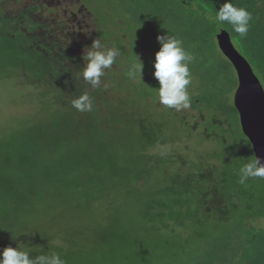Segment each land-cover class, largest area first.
I'll return each instance as SVG.
<instances>
[{"label":"rangeland","instance_id":"1","mask_svg":"<svg viewBox=\"0 0 264 264\" xmlns=\"http://www.w3.org/2000/svg\"><path fill=\"white\" fill-rule=\"evenodd\" d=\"M27 20L30 23L23 25ZM0 21L6 23L10 36L20 27L27 29L32 46H57L58 53L50 56L63 62L57 65L48 56L56 69L47 66L49 71L44 74L28 73L23 59L14 69L10 62H0V166L5 168L8 161L23 160L22 142H29L40 131L36 123H30L41 114L37 113L36 101L42 99L37 93L55 91L60 84L56 79H61L62 103L68 106L71 100L86 93L97 109L101 130L116 128L114 122H119L118 118L125 124L122 126L128 123L129 127H137L138 133L144 126L147 134L143 137V155L131 159L138 163L143 157L151 168L139 175L137 169L123 168L117 173L113 168L111 175L109 171L102 180V161L95 166L86 157L78 161L61 158L43 166L41 162L34 163L39 183L29 187L25 181L33 169L28 163L32 146L26 145V162L21 163L27 164L25 169L0 168V250L16 247L33 260L56 254L65 264H143L147 254L151 255L147 257L151 264H183V258L202 242L203 236H197V230L205 234L211 221L227 220L225 168L220 160L236 165L244 158L242 148L232 145L230 125L224 115L234 116L230 106L237 85L235 70L226 64V57L217 50L211 61H182L191 74L187 86L191 103L187 109L176 110L163 105L158 96L160 85L154 76V60L161 45L151 49L147 34L128 29L115 6L102 0H0ZM94 41H99L100 48L93 49ZM112 49L117 55L112 65L102 70L99 84L94 87L84 81L87 53ZM131 54L136 58L132 62L128 59ZM131 64H139V70ZM65 65L66 71L61 72ZM252 69L264 88L262 77L253 65ZM73 76L84 81V87L76 92H72V85L69 87L77 81L71 80ZM129 81L133 83L129 87L132 93L127 95L124 88ZM135 85L140 92L152 94L141 97L145 104L152 101L149 107L140 106L139 94L133 92ZM150 86L154 87L153 92L147 90ZM211 93L216 94L218 108L224 114L192 103L198 94ZM131 103L138 110L133 107L124 111ZM50 105L57 107L52 102ZM53 107L48 108L49 122L56 115ZM75 114L77 119L90 115L87 111ZM109 115L115 116L116 121ZM40 121L46 129L48 122ZM111 157L115 159V153ZM111 165H115L114 161H108V167ZM141 175H149V182L143 181ZM158 186L169 190L163 194L167 203L173 209L179 205L181 215H186L180 222L169 213L170 206L159 203ZM155 189L159 192L153 198ZM172 196L183 202L178 204ZM188 209H192L195 220L187 217ZM256 223L262 222L259 219Z\"/></svg>","mask_w":264,"mask_h":264},{"label":"trees","instance_id":"2","mask_svg":"<svg viewBox=\"0 0 264 264\" xmlns=\"http://www.w3.org/2000/svg\"><path fill=\"white\" fill-rule=\"evenodd\" d=\"M102 1L116 7L117 13L120 14L124 20L123 23L128 29H134L137 34H147L150 43H152L151 49L156 50V48H159L161 45L160 37H163L165 40L169 38L181 40V47L192 57L190 62L194 59H199L200 62L211 61L216 55V51L219 50L216 41V33L224 29L229 33L233 46L246 58L251 67L253 65V67L256 68L257 73L262 77L264 82V0H229L234 6L244 8L252 15V19L249 21L248 32L244 36H240L236 33L233 26L228 22L217 21V10L223 5L225 0ZM29 23L30 21L23 25L26 26ZM5 24L4 21H0L1 63L10 62V68L14 69L20 63L19 60L23 59V63L27 65V69L29 68L28 73L31 74H44L49 71L46 68L47 66H53L52 69H56V65H53L50 60H56L58 63L57 65H63L62 59L60 60L56 58V56H50L54 53H58L57 46H52V49L49 48L48 45H40L39 43L32 46L30 45L32 39L28 38L26 33L27 29H22V27H20L21 29L18 28L13 31V34L10 36V34H8L10 31H6L5 29ZM32 24H34V22ZM235 45H237V47ZM48 56L50 60H48ZM128 59L132 62L136 58L131 54ZM226 62V64L231 65L228 59ZM131 65L136 68L137 64ZM1 69L2 68H0V71H2ZM66 69L67 66L65 65L61 72L66 71ZM4 71H6V69ZM134 73L135 75L137 74L135 70ZM120 77L130 78V76ZM71 80L78 81H72L73 83L69 84V87L72 85V87H70L73 88L71 89L72 92H76L79 88L84 87L83 83L86 81H82L78 76L71 77ZM56 81H60V84L59 86L55 85V91L50 90L47 93H37L42 99L41 101H36V106L39 109L37 113L41 114L30 123L32 126H34L35 123L39 126V128H37L40 130L38 135L31 138L29 142L26 140L22 142L25 143V155L21 157L23 160H21L20 163L12 160L8 161L5 166L6 170L15 171L17 168L25 169V167H27V164H21L26 162V145L32 146L29 147L31 151L28 150L30 152L28 153V163L31 166L30 168L33 169L27 175L28 180H24L29 187H36L39 183V175L36 173L34 163L38 164L41 162L43 166L45 164H51L54 160L59 161L61 158L78 161L80 157H86L92 165L95 163V166L102 161L104 167L100 174L102 180L108 177L106 173L109 171L110 174H108L111 175V170L113 168H115V170L117 169V173L123 168L124 170L130 171L137 169L139 170L138 175L143 172L147 173L148 169H151L149 167L150 163L146 162V160L144 162L143 157H140L142 159L141 162L140 159H138V163H136L137 161H133V159L143 155L141 150L142 146H144L143 137L147 134L144 126L140 127L142 131L138 133L137 127H129L128 123L125 127V124L122 123L120 118H118V122L115 116L109 115L113 121H116L114 122L116 123V128L101 130L98 126V124H100V118L96 113V107H92L91 111H87L88 114H90L89 116L85 115V117L83 116L84 118L77 119L75 113L78 111L72 108V100L67 106V104H63L62 100L59 99L60 91L61 93H64V91L63 85L61 86V79H56ZM129 82H127L129 86L124 88L128 92L127 95H130V92L132 93L129 87L133 83L131 84V81ZM117 86L119 87V84H117ZM145 86L146 85L143 87L145 88ZM134 87L135 90L133 92L137 91L141 99L140 106L149 107L148 104H151L152 101L150 100L148 104H145L142 98H146V95L152 96V94H149V92H140L136 85ZM147 90L153 92L154 87L150 86ZM93 99H95V97H93ZM51 102L57 107L50 105ZM192 103L194 105L195 103L206 105L213 110H219L221 113H225L218 108V101L215 93L198 94V97L192 100ZM50 107H53L56 112V115L52 116L54 121L51 122H49L51 116L48 111ZM133 107H135V104L131 103L124 111ZM230 110L234 113L233 119L226 116L227 114H224L226 121L230 125L229 138L233 146L236 144L243 149H241V152L244 158L241 162H237L236 165L227 164L222 159L220 160V163L225 168L224 188L229 210L227 214L228 217L225 222L216 220L211 221L210 227L205 234L197 230V236H203V238H201L202 242L190 255L183 258V264H264V178L253 177L247 179L243 184L239 182L240 169L250 163L254 159V156L250 142L241 131L235 107L231 105ZM42 111L45 112L44 118ZM165 112L170 113V111L167 110ZM40 119L48 122L46 129H43L44 122L40 121ZM171 119L174 120L172 117ZM122 124L124 125L122 126ZM163 125L166 126V128H170L165 124ZM52 130L55 131L53 135L51 133ZM106 132L110 135L109 138ZM137 135L142 139H138ZM22 137H24V135H22ZM136 145H138V147ZM35 147L37 148L34 149ZM106 148H108L109 152L112 154L109 153ZM37 149L39 152H37ZM114 153L116 155L115 159L111 157L114 156ZM120 157L125 158L126 161H124V159L121 160ZM30 158L32 159L30 160ZM108 161H114L115 165L108 167ZM0 168L3 170L5 169L3 166H0ZM99 169L100 168H98V170ZM3 170H1L0 173H2ZM44 170L45 169H43V172ZM141 176L144 178L143 181L149 182V175ZM44 177L47 176L44 174ZM6 179L10 180L8 176ZM143 183L144 182H142V184ZM157 189L161 190V192L163 191L162 193L160 192L157 197L160 201L159 203H164L168 205V207L170 206L169 213L180 222L182 217L186 215H181L179 205L177 209H173L171 204H168L167 200L163 198L164 191L169 190H165V187L161 189L160 186H158ZM156 192L159 191L155 189L153 198H156ZM30 199L32 198L30 197ZM174 200L175 202L177 201L178 204L181 201L183 202L182 198H175ZM187 213V217L191 221L192 219L195 220L192 209H188ZM259 219L262 222L261 224L256 223ZM147 257L151 258V255L149 256L147 254V256H145L144 259L146 260L143 264H151Z\"/></svg>","mask_w":264,"mask_h":264},{"label":"clouds","instance_id":"3","mask_svg":"<svg viewBox=\"0 0 264 264\" xmlns=\"http://www.w3.org/2000/svg\"><path fill=\"white\" fill-rule=\"evenodd\" d=\"M216 19L218 22H228L240 36L248 32L249 21L252 15L244 8L234 6L229 0L217 10ZM161 41L160 49L155 53L154 76L159 81L158 96L160 102L168 108L187 109L190 107V97L187 86L191 83V74L187 64L182 61L192 59L181 47V40L169 38ZM100 48L99 41L93 42V49ZM117 55L115 49L102 51H89L87 53L88 63L83 70V77L92 86H97L103 69L112 65ZM140 65H136L137 71ZM72 106L79 112L91 111L92 105L89 96L85 93L71 101ZM253 177L264 178V165L253 159L240 169V183ZM0 264H65L56 254L51 256L41 255L35 260L30 259L26 251L11 246L0 250Z\"/></svg>","mask_w":264,"mask_h":264},{"label":"water","instance_id":"4","mask_svg":"<svg viewBox=\"0 0 264 264\" xmlns=\"http://www.w3.org/2000/svg\"><path fill=\"white\" fill-rule=\"evenodd\" d=\"M220 52L235 70L237 85L233 106L238 114L242 133L250 142L254 159L264 165V89L251 65L233 46L229 33L221 29L216 33Z\"/></svg>","mask_w":264,"mask_h":264}]
</instances>
